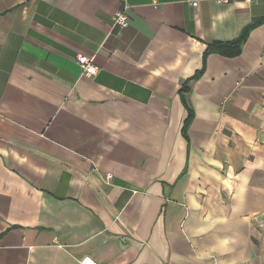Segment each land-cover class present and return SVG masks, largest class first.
<instances>
[{
    "label": "crops",
    "instance_id": "0c3cea01",
    "mask_svg": "<svg viewBox=\"0 0 264 264\" xmlns=\"http://www.w3.org/2000/svg\"><path fill=\"white\" fill-rule=\"evenodd\" d=\"M263 18L264 0H0V264H264V23L189 83L187 138L181 92Z\"/></svg>",
    "mask_w": 264,
    "mask_h": 264
},
{
    "label": "trees",
    "instance_id": "16d2710c",
    "mask_svg": "<svg viewBox=\"0 0 264 264\" xmlns=\"http://www.w3.org/2000/svg\"><path fill=\"white\" fill-rule=\"evenodd\" d=\"M263 23H264V18L261 20L255 21L252 24H250L247 28H245L243 30L242 34L236 40H234L232 42H228V43L214 42V43L210 44L208 46V48L205 50L204 56H203V67H202V69L199 72H197L195 74V76L190 81L186 82V84L183 85L182 90H181L183 103H184L186 109L188 110V119L186 120L184 129H183V133H184L186 138H187L186 131H187V129H188L190 123L192 122L193 117H194V112L188 104V99L184 95V92L185 93L190 92V88L188 87L189 83L192 81H196L202 77V75L204 74V71L206 69V61H207V58L209 55L218 54V55H221V56H224L227 58H235V57L239 56L241 54L242 47H243L244 43L246 42V40L248 39L250 33L254 29H256L258 26L262 25Z\"/></svg>",
    "mask_w": 264,
    "mask_h": 264
},
{
    "label": "built area",
    "instance_id": "2783aa9c",
    "mask_svg": "<svg viewBox=\"0 0 264 264\" xmlns=\"http://www.w3.org/2000/svg\"><path fill=\"white\" fill-rule=\"evenodd\" d=\"M194 6H197V3L194 2ZM129 25V18L128 16L123 12H117L113 18H112V29H122ZM94 57H88V56H79L77 58V63L81 67L83 74L86 77H92L95 76L98 72V68L94 63ZM112 176H107L105 178V182L107 184H110L112 181ZM83 264H92L89 260H84Z\"/></svg>",
    "mask_w": 264,
    "mask_h": 264
}]
</instances>
